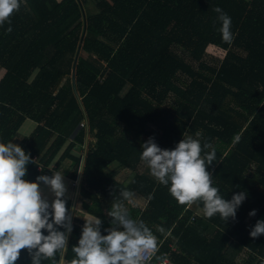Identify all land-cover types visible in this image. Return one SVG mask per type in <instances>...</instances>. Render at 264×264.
Returning <instances> with one entry per match:
<instances>
[{"label":"trees","instance_id":"16d2710c","mask_svg":"<svg viewBox=\"0 0 264 264\" xmlns=\"http://www.w3.org/2000/svg\"><path fill=\"white\" fill-rule=\"evenodd\" d=\"M216 6L231 17L230 45ZM9 19L0 25V142L12 141L26 119L37 122L19 144L36 161L25 179L62 170L77 182L83 165L79 201L101 219L102 234L120 190L144 196V208L127 210L156 237L152 262L169 255L170 264H264V234L250 236L264 217V0H21ZM211 45L225 51L217 65L204 60ZM197 132L216 150L212 186L229 200L247 194L235 219L205 218L202 201L181 205L148 167L137 170L150 136L173 149ZM115 162L134 170L128 183L107 169ZM64 199L70 213L73 198ZM84 222L73 216L64 264ZM16 264H31L26 249Z\"/></svg>","mask_w":264,"mask_h":264},{"label":"clouds","instance_id":"9594fccd","mask_svg":"<svg viewBox=\"0 0 264 264\" xmlns=\"http://www.w3.org/2000/svg\"><path fill=\"white\" fill-rule=\"evenodd\" d=\"M20 6L21 0H0V25L6 21L10 25V16L19 11ZM213 11L218 14L222 41L230 45L234 40L231 17L219 6ZM6 31L11 32L12 28L9 26ZM200 135L197 132L196 138L181 139L173 149H162L150 136L141 144L140 159L151 176L169 186V193L179 204L190 206L202 201L205 218L219 214L227 222L229 218L235 219L247 194L235 193L229 200L212 186V175L207 169L216 161V150L207 142L202 146L198 139ZM239 139L236 135L234 142ZM205 149L210 151H205L202 156ZM30 163L36 161L19 144L0 142V264H16L21 250L25 249L31 264H42L43 261L64 264L73 225L64 199L67 188L63 174L53 171L52 175H39L35 181H29L24 177ZM41 182L54 196L51 203L42 195ZM130 195L120 190L114 199L116 202L108 212L112 226L105 230L107 234L101 233L99 217L89 215L84 218L78 244L72 247L75 255L70 264H146V256L157 252V240L152 231L143 221L132 219L123 204ZM249 215L254 216L255 210ZM42 230H46L47 235ZM261 234H264V221L258 220L250 236L256 238Z\"/></svg>","mask_w":264,"mask_h":264},{"label":"rangeland","instance_id":"374dc122","mask_svg":"<svg viewBox=\"0 0 264 264\" xmlns=\"http://www.w3.org/2000/svg\"><path fill=\"white\" fill-rule=\"evenodd\" d=\"M132 45H134V44H132ZM174 48L176 49V51L178 53L183 55L187 59V61H189L195 67H198V61L191 57V54L189 53V51L186 48L182 47L181 45H177V44L174 45ZM224 55H225V51L221 47H216V46L211 45V46L208 47V51H207V54L204 57V60L207 61L209 64L217 65L218 61ZM178 80L180 81L181 84H186V82L189 81L187 79V76L181 75V74H178ZM174 102H175V96L174 95H170L167 98L165 104L169 108H172L174 106L173 105ZM33 126H34V121L28 120V121H26L23 124V126L21 128V131L22 132H28V131H30L33 128ZM87 139L88 140H91V139L94 140V137L92 135H88ZM146 167H147V165L145 164V162L142 161L141 164L138 166L137 170L144 171ZM115 168H118L117 177L120 180H122L123 182H125V183H128L132 179L134 174H135L134 170H131L130 168H126V167H121L116 162L112 163L110 166H108L107 169L110 170V169H115ZM256 176L257 175L254 174V178L252 179L251 184H255L256 183ZM63 178H64V182H65V185H66V188H67V192H66L65 195L68 194V191H70L71 195H73L77 191V182L72 181V180H68V178L65 177L64 175H63ZM40 185H41L42 195L46 196L47 199L50 200V203H51V200L54 199V196L49 192L47 186H45L42 182L40 183ZM128 192L131 194L129 200H124L123 201V204H124V206L127 209L130 208V207H136V206L144 208L146 206L147 200L145 199L144 196H142L140 194H137L136 192H133V191H128ZM79 199H81V197L78 194V197H77V200H76V204H75V208H74V212H75L74 214L76 216L84 219V218H86L89 215L86 213V211L82 210L81 201H79ZM198 211L202 212V209L199 208ZM250 219H251V217H250ZM259 220L264 221V217H262ZM246 257H247V252L246 251H242L240 253V255L238 256V258L240 260H242L241 258H246Z\"/></svg>","mask_w":264,"mask_h":264},{"label":"crops","instance_id":"0c3cea01","mask_svg":"<svg viewBox=\"0 0 264 264\" xmlns=\"http://www.w3.org/2000/svg\"><path fill=\"white\" fill-rule=\"evenodd\" d=\"M4 72H5V68L0 69V78L3 76ZM28 120L34 121L33 119L28 118V119H26V120L23 122V124H24L26 121H28ZM23 124L21 125L20 129L18 130L17 134L15 135V137L13 138V140H12L11 142H14V143L20 144L21 141H23V138H24L25 136L29 135V134L34 130V128H35L36 125H37V122L34 121V126H33V128H32L30 131H28V132H22V131H21V128H22ZM56 171H58V170H56ZM59 172L62 173V170H61V171L59 170ZM67 178H68V177H67ZM68 180H70V179H68ZM40 188H41V185H40ZM137 194H138V193H137ZM73 195H75V193H74ZM73 195H71L70 191H68V194L65 195V196H69V197H72V198L74 199V196H73ZM51 201H52V200H51ZM49 202H50V200H49ZM70 213H71V209H70ZM74 213H75V212H74ZM86 213H87L88 215H93V214L88 213V212H86ZM73 216H75V214H74Z\"/></svg>","mask_w":264,"mask_h":264},{"label":"water","instance_id":"95a60500","mask_svg":"<svg viewBox=\"0 0 264 264\" xmlns=\"http://www.w3.org/2000/svg\"><path fill=\"white\" fill-rule=\"evenodd\" d=\"M79 53H80V50L78 51L76 59L78 58ZM82 167H83V165H82ZM82 167H81V170H80V173H79V177H78V180H77V191L75 192V195H74L73 204H72L71 213H70V215L72 216V222H73L74 208H75L76 200H77V197H78V194H79V185H80V181H81V178H82ZM68 237H69V235H68ZM67 244H68V241H67Z\"/></svg>","mask_w":264,"mask_h":264},{"label":"built area","instance_id":"2783aa9c","mask_svg":"<svg viewBox=\"0 0 264 264\" xmlns=\"http://www.w3.org/2000/svg\"><path fill=\"white\" fill-rule=\"evenodd\" d=\"M155 254L151 255L150 257L146 256V264H170V263H172L169 255H166L163 259H159L155 262H152Z\"/></svg>","mask_w":264,"mask_h":264}]
</instances>
